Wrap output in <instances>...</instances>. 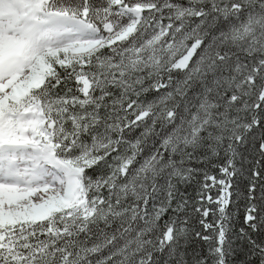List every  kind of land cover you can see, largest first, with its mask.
Listing matches in <instances>:
<instances>
[{"label":"snow or ice","instance_id":"6c2138e0","mask_svg":"<svg viewBox=\"0 0 264 264\" xmlns=\"http://www.w3.org/2000/svg\"><path fill=\"white\" fill-rule=\"evenodd\" d=\"M0 264H264V0H0Z\"/></svg>","mask_w":264,"mask_h":264}]
</instances>
